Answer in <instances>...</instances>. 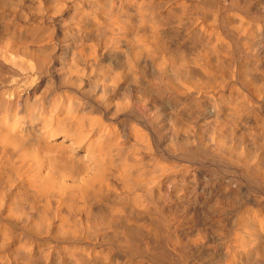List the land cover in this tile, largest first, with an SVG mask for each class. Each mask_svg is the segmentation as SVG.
Returning a JSON list of instances; mask_svg holds the SVG:
<instances>
[{"label": "bare ground", "instance_id": "1", "mask_svg": "<svg viewBox=\"0 0 264 264\" xmlns=\"http://www.w3.org/2000/svg\"><path fill=\"white\" fill-rule=\"evenodd\" d=\"M215 163L264 195V0H0V264H264Z\"/></svg>", "mask_w": 264, "mask_h": 264}, {"label": "rangeland", "instance_id": "2", "mask_svg": "<svg viewBox=\"0 0 264 264\" xmlns=\"http://www.w3.org/2000/svg\"><path fill=\"white\" fill-rule=\"evenodd\" d=\"M137 107H139L137 104H135V108L137 109L136 111H138V108ZM140 108V107H139ZM141 110H142V108H141ZM140 110V111H141ZM129 115V114H128ZM127 117V114L124 116L123 115V119H125ZM202 168L204 169V170H206V169H208V167H206L205 165H202ZM210 169H212V170H210V169H208L207 171V174H205L207 177H205V175H203V177H202V179H201V181L204 183V186H207L209 189H212V191L214 192V190H215V193H214V195H215V197L217 196L218 197V194L221 196V189L224 187L223 185H225L226 183L225 182H227L228 181V183L229 182H232V180L234 181L235 180V182H232V183H234V185L236 184V183H238L239 181H240V183H238V184H240V185H242L241 187H243V188H241V191H242V193H243V199L245 200V202H248L249 203V200H250V202L252 203L253 201H251L252 199H251V197H253V194H254V196L255 197H258V198H261L260 200H261V202H263L264 203V195L262 194V193H260V192H256V187H254L253 185H251L245 178H243L239 173H237V171L235 172V173H229L224 167H222L221 165H219L218 163H215L214 165H212V166H210L209 167ZM212 171V172H211ZM228 172V173H227ZM209 173V174H208ZM216 173V174H215ZM212 174V175H211ZM221 176V177H220ZM239 176V177H238ZM209 177H210V179H209ZM212 178V179H211ZM214 178V179H213ZM230 178V179H229ZM229 179V180H228ZM210 180V181H209ZM208 181V182H207ZM214 182V183H213ZM222 182V183H221ZM206 183V184H205ZM216 183H218V184H216ZM210 184V185H209ZM219 184H220V186H223V187H220L219 186ZM216 185H217V187H216ZM210 186V187H209ZM214 186V187H213ZM252 186V187H251ZM212 187V188H211ZM251 187V188H250ZM216 188H217V190L219 189L220 190V193H219V190L217 191L216 190ZM221 188V189H220ZM243 189V190H242ZM247 190H249V192L247 191ZM252 190V191H251ZM216 191H217V193H216ZM253 191H255L256 193H257V195H256V193H253ZM250 192H251V195H250ZM249 193V195H247ZM244 194H246V195H244ZM251 196V197H250ZM249 197V198H248ZM254 198V197H253ZM263 199V200H262ZM229 213V214H228ZM230 213H232V211L231 210H229V211H227L224 215H226V216H223V219L225 220L226 219V221H227V219H229L230 220V218H231V214ZM228 214V215H227ZM230 215V216H229ZM227 217V218H226ZM211 232H210V236H211V238H210V248L214 251H216L217 252V255H218V251H219V249H218V243L219 242H216L218 239V232L217 231H213L212 232V229L210 230ZM216 232V233H215ZM213 233V234H212ZM216 235V236H215ZM217 237V238H216ZM214 238V239H213ZM212 239L216 242H212ZM214 244V245H212V243ZM212 245V246H211ZM212 247H214V248H216V249H213ZM218 257V256H217Z\"/></svg>", "mask_w": 264, "mask_h": 264}]
</instances>
